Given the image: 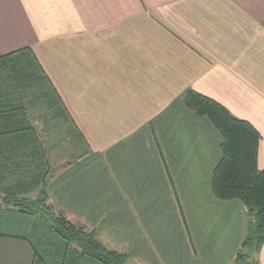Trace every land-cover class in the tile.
Returning <instances> with one entry per match:
<instances>
[{
	"label": "crops",
	"instance_id": "obj_1",
	"mask_svg": "<svg viewBox=\"0 0 264 264\" xmlns=\"http://www.w3.org/2000/svg\"><path fill=\"white\" fill-rule=\"evenodd\" d=\"M24 48L90 149L53 164L55 211L128 264H234L247 211L214 197L222 137L184 96L253 125L264 169V0H0V56ZM28 248L0 241V264Z\"/></svg>",
	"mask_w": 264,
	"mask_h": 264
},
{
	"label": "trees",
	"instance_id": "obj_2",
	"mask_svg": "<svg viewBox=\"0 0 264 264\" xmlns=\"http://www.w3.org/2000/svg\"><path fill=\"white\" fill-rule=\"evenodd\" d=\"M184 104L197 117L209 120L222 137V158L211 181L214 197L238 201L247 211L246 236L234 264H260L264 169L258 167V150L262 137L253 125L193 90L185 94ZM41 128L48 138L41 135ZM60 134L65 136L59 138ZM43 138L50 147L73 141L90 151L35 52L24 48L0 56V241L29 247L31 264H128L126 255L98 242L95 230L77 228L52 207L53 164Z\"/></svg>",
	"mask_w": 264,
	"mask_h": 264
},
{
	"label": "rangeland",
	"instance_id": "obj_3",
	"mask_svg": "<svg viewBox=\"0 0 264 264\" xmlns=\"http://www.w3.org/2000/svg\"><path fill=\"white\" fill-rule=\"evenodd\" d=\"M41 131H42L41 135L45 139L48 138L49 134L47 132H44L43 128H41ZM64 136L65 134L63 135L60 134L59 138H63ZM44 138L43 140L45 141ZM77 143L78 142H73V141H67L66 143L60 142L59 144L54 145V147L52 146L50 147L48 146V143L45 141L47 147L50 148L49 153L52 164L60 167L61 165H66L74 162L79 156H81L84 153V151L87 150L84 144H77ZM3 245L5 246V243Z\"/></svg>",
	"mask_w": 264,
	"mask_h": 264
}]
</instances>
